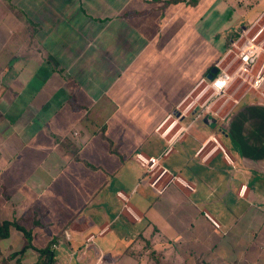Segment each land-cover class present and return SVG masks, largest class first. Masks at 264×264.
Wrapping results in <instances>:
<instances>
[{
  "label": "crops",
  "instance_id": "crops-1",
  "mask_svg": "<svg viewBox=\"0 0 264 264\" xmlns=\"http://www.w3.org/2000/svg\"><path fill=\"white\" fill-rule=\"evenodd\" d=\"M263 11L0 0V264H264V87L196 100Z\"/></svg>",
  "mask_w": 264,
  "mask_h": 264
},
{
  "label": "built area",
  "instance_id": "built-area-1",
  "mask_svg": "<svg viewBox=\"0 0 264 264\" xmlns=\"http://www.w3.org/2000/svg\"><path fill=\"white\" fill-rule=\"evenodd\" d=\"M215 67L216 72L210 79H201L202 86L196 96V100L202 99L197 104L201 114L217 113L227 100L235 102L234 94L240 89L258 91L264 87V11L231 42ZM217 101L221 102L214 109ZM182 130L181 127L177 134ZM136 156L143 164L144 174L149 177L150 187L160 193L174 176L167 174L159 157L140 153Z\"/></svg>",
  "mask_w": 264,
  "mask_h": 264
},
{
  "label": "trees",
  "instance_id": "trees-1",
  "mask_svg": "<svg viewBox=\"0 0 264 264\" xmlns=\"http://www.w3.org/2000/svg\"><path fill=\"white\" fill-rule=\"evenodd\" d=\"M7 226H8V223H7V222H1V223H0V230H1V228L4 229V230H6V229H7ZM0 233H1V231H0ZM5 234H6V232L3 231V235H5ZM42 252H43V253H46L47 258L49 259V256H50V251H49V249L46 248V249L42 250ZM47 264H48V261H47Z\"/></svg>",
  "mask_w": 264,
  "mask_h": 264
},
{
  "label": "water",
  "instance_id": "water-1",
  "mask_svg": "<svg viewBox=\"0 0 264 264\" xmlns=\"http://www.w3.org/2000/svg\"><path fill=\"white\" fill-rule=\"evenodd\" d=\"M215 72H216V67H215V66L211 67V68L209 69L208 74H207V78L210 79V78L212 77V75H213Z\"/></svg>",
  "mask_w": 264,
  "mask_h": 264
}]
</instances>
